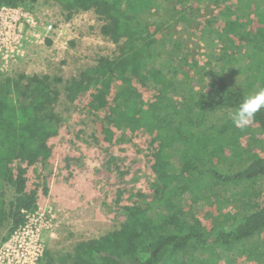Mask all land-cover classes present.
<instances>
[{
    "label": "trees",
    "instance_id": "obj_1",
    "mask_svg": "<svg viewBox=\"0 0 264 264\" xmlns=\"http://www.w3.org/2000/svg\"><path fill=\"white\" fill-rule=\"evenodd\" d=\"M24 1L0 0V8H15ZM49 1L60 6L67 18L80 11H93L101 22L100 34L116 45L117 53L114 58L99 57L95 65L67 79L0 77V230L7 226V236L11 235L37 208L38 186L29 190L26 174L29 167L51 154L48 140L57 134L61 122L56 109L60 100L72 106L93 91L85 110L104 112L100 123L104 142L110 143L118 130H144L154 135L166 122L175 139L159 140L153 154L155 179L149 183L152 197L146 206H123L125 220L121 228L78 242L66 254L54 256L46 250L41 264H218L226 248L239 242H245L253 253L245 257L248 262L262 264L264 251L259 243L264 242V203L252 202L247 192L259 182L264 183V153L254 151L250 138L242 143L243 137L250 135L249 126L244 133L216 126L208 131L202 123L211 114L235 110L246 95L211 72L205 75L213 93L195 94L179 86L178 82L183 84L180 73L185 59L180 56V43L166 33L159 39L161 30H152L147 18V12L156 5L180 0ZM173 11L183 19L179 11ZM148 80L160 85L154 103H146L139 88ZM159 100L163 106L155 107ZM251 125L264 134V109ZM202 131L217 139L215 145L203 150L208 157L184 164V155L177 154L181 168L174 172L170 159L177 148L173 146ZM230 155L235 165L229 170L213 168L214 157L222 163ZM13 161L17 166L12 170ZM241 184L244 186L238 191ZM8 188L12 195L6 201ZM43 193H47L46 188ZM182 193L195 205L211 201L219 209L222 206L213 204L212 197L230 194V203L236 199L235 212L208 214L211 227L203 229L192 217L175 212L173 201Z\"/></svg>",
    "mask_w": 264,
    "mask_h": 264
},
{
    "label": "rangeland",
    "instance_id": "obj_2",
    "mask_svg": "<svg viewBox=\"0 0 264 264\" xmlns=\"http://www.w3.org/2000/svg\"><path fill=\"white\" fill-rule=\"evenodd\" d=\"M173 10L179 11L183 19ZM7 13L0 11V26L5 22V27L15 28L13 34L18 44L14 51L0 48V77L39 75L67 79L95 65L99 57L116 56V45L100 34L101 22L93 11H80L67 18L52 1L25 0ZM147 18L152 30H161L159 39L166 33L180 43V56L185 59L179 72L183 84L178 82L179 86L195 94L213 93L205 75L211 72L246 96L264 88V0L167 1L150 9ZM139 88L146 103L156 101L159 84L148 80ZM92 92L81 96L72 106L60 100L56 109L61 122L57 134L48 140L51 154L27 170V188L38 186L37 208L28 213L24 224L29 235H35L36 246L42 251L36 264L44 263L46 250L54 256L66 254L78 242L97 239L121 228L125 220L123 206H146L152 197L149 183L155 179L153 154L159 140L175 139L170 123L166 122L159 125L154 135L144 130L134 133L118 130L110 143L104 142L100 134L104 112L85 110ZM156 103L155 107L163 106L161 100ZM233 111L209 115L202 121L205 129L210 131L216 126L244 133L248 126L243 130L236 128L230 119ZM249 128L250 135H245L242 143L250 138L249 144L262 155L264 134L255 126ZM216 140L202 131L173 146L177 148L170 159L174 172L181 168L180 153L184 155V164L206 159L203 150L215 145ZM215 158L212 162L217 171L226 172L235 165L231 155L222 163ZM16 166V161L10 165L12 170ZM259 183L247 193L252 202L263 204L264 183ZM243 186L239 185L238 191ZM43 188L47 193H43ZM11 195L8 188L4 199L9 201ZM230 197V194L212 197L213 204L217 202L221 209L211 205V201L195 205L185 194L179 195L173 205L175 212L180 211L178 215L192 217L208 230L211 227L208 214H234L236 199L230 203ZM9 237L4 226L0 230V247ZM259 244L264 251L261 246L264 242ZM246 247L245 242H239L226 248L218 264H254L245 258L253 254Z\"/></svg>",
    "mask_w": 264,
    "mask_h": 264
},
{
    "label": "built area",
    "instance_id": "obj_3",
    "mask_svg": "<svg viewBox=\"0 0 264 264\" xmlns=\"http://www.w3.org/2000/svg\"><path fill=\"white\" fill-rule=\"evenodd\" d=\"M10 7H1L0 11H11ZM11 28V32H10ZM15 28L5 27V22L0 26V48L10 49L18 44L13 31ZM28 214L26 215L27 218ZM25 225L14 231L8 240L3 242L0 247V264H36L42 251L36 246L35 235H29Z\"/></svg>",
    "mask_w": 264,
    "mask_h": 264
},
{
    "label": "clouds",
    "instance_id": "obj_4",
    "mask_svg": "<svg viewBox=\"0 0 264 264\" xmlns=\"http://www.w3.org/2000/svg\"><path fill=\"white\" fill-rule=\"evenodd\" d=\"M237 84L242 86L241 83ZM262 109H264V88L247 95L230 113V119L236 128L243 130L253 123L255 115Z\"/></svg>",
    "mask_w": 264,
    "mask_h": 264
}]
</instances>
